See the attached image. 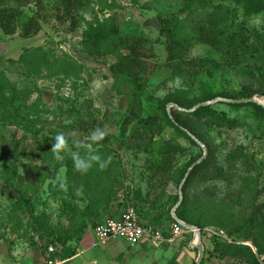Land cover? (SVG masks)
Returning <instances> with one entry per match:
<instances>
[{
    "label": "rangeland",
    "instance_id": "obj_1",
    "mask_svg": "<svg viewBox=\"0 0 264 264\" xmlns=\"http://www.w3.org/2000/svg\"><path fill=\"white\" fill-rule=\"evenodd\" d=\"M58 1L43 0L41 2L42 10H40L41 7L37 5L36 0H6V6L19 8L23 14L16 34L7 35L0 28V72L3 71L19 87L31 88L33 92L28 97V104L34 105L37 102L39 107L36 116L40 122L34 125L35 128L31 131L33 134L28 132L27 139L22 140L20 152L17 155L8 156V162L0 165V237L17 236L29 243L40 242L45 244L52 240L47 231H36V217L47 212L55 228L63 229L67 227L68 216L72 213L73 207L77 206L76 203L79 202L82 205L78 199L79 194L72 195L66 184V167L62 165L55 167L57 164L60 165V162H49L53 164L48 166L47 181L44 185L35 182L36 175L33 167H44L46 163L42 159L40 149L52 144L50 129L68 130V135L73 137L74 141L69 142V144L84 145L89 142L90 134L94 130L82 132L79 124H77V118L85 117L87 120H97V124L101 127L99 129L105 130L111 137L109 145L119 154L126 172V186L119 195L120 201L125 199L123 208L135 206L131 201L134 189L140 187L143 193L148 190L147 182L144 181L143 176L146 178V168L151 164L152 156L144 151L130 150L123 146L124 137L121 135L123 119L121 118L129 109V100L126 93H117L113 88L114 78L111 66L117 58L113 54L89 55L81 45L83 31L90 24L95 23L97 19L103 20L111 14L118 13L117 16L125 33H136L153 42L154 51L148 57L153 73L148 77L143 95L146 116L162 114L163 105L159 101L164 99H174L185 104H193L203 100L208 95L205 87L238 93L243 90L254 92L264 86V78L261 81L249 76L240 78L234 71L233 57L228 60L225 52L217 51L201 42H196L187 53L179 50L170 51L167 36L162 32L164 26L162 19L172 20L176 16L182 18L184 16L181 12L184 7V0H90V4L80 12L82 20L76 30H71L70 22H62L57 18L56 6ZM215 1L220 2V0ZM37 11H40L39 15L43 17L40 19L42 30L33 37H24L22 24L29 17L37 14ZM199 11L195 16L196 21L203 19L201 15L203 10ZM235 15L238 19H244L251 28L264 29L263 15L243 16L240 9L235 11ZM35 47H43L46 51H51L61 63L67 62L69 64L68 69H71L70 72L68 70L70 75L67 76L66 72L58 74L43 69L38 77L34 73L27 77L25 74L26 67L18 60L25 49ZM251 57L254 56L249 53L245 59ZM189 59L195 60L204 68L207 67L206 71L212 70L211 74L205 73V71L198 77L196 83L187 82L182 75L185 69L183 64ZM40 97L42 99L38 102ZM253 98L258 101L256 104L264 107V95L255 93ZM226 100L228 101L227 98L218 97L205 103L209 102L217 109L220 108L237 115L239 123L236 128L232 130L220 129L208 119H202L201 123L200 121L195 122L194 127L191 125L196 129L200 124L196 131L202 139L188 129L186 132L190 138H197L206 147L208 154L212 150L216 156L218 155L220 163H225L227 153L241 148L249 156L250 171L257 178L258 188L262 189L264 187V116L261 117L251 106L236 111L228 105L216 104ZM175 105L180 107L176 102H169L166 103L165 109L171 114L172 109L177 108ZM195 107L190 110L182 107L177 109L190 112L195 110ZM70 111H73L74 114H68ZM28 125L32 127L31 123ZM19 136H22L21 131L18 132ZM164 136L183 147V150L176 157L175 167L178 170L187 168L188 172L194 163L204 157L205 149L201 145V149L194 146L189 138L173 128L167 127L164 130ZM54 163L57 164L54 165ZM235 163L234 170L230 174L232 181L229 185L231 187L226 190L228 181L222 180L217 190L220 199H226V203L230 202L228 203L229 206H225L224 213L226 223L230 222V224L236 220L242 223L249 213L247 210L249 203L247 192L236 200H228L226 197L237 194L238 192L235 190L238 184L242 182L241 178L249 174L243 160L238 159ZM27 179L33 180L40 191L35 199H30L29 202L24 203L23 210L15 209L14 203L21 197L16 188H22ZM54 181L56 182L54 183ZM60 183H64L63 188L60 187ZM50 184L52 186H49ZM180 185L177 186L176 183L170 182L160 188L157 196L159 206L154 205V209L152 208V219L139 215L143 223H149V225L169 233L168 236L166 235L167 237L171 234L174 222L165 225V221L169 220L170 215L174 218L173 210L177 205L172 206L170 197L176 194L180 196ZM127 187L131 189V192L129 190L124 191ZM229 192L231 194H228ZM210 212L213 219H221V217H216L218 215L216 209L211 208ZM93 229L94 227H89L83 235V237L86 235V241H91L92 236L96 241ZM227 235L228 231L225 228L214 225L206 227L203 235L206 244L203 264H235L236 261L220 259L213 252L214 245L211 238L218 236L231 241L233 237L228 235L229 238ZM184 236L183 241L187 244L195 240L191 233ZM234 237L238 241L253 246L251 241L243 240L244 236L241 233L234 235ZM146 246V250L136 254L133 252L134 250L128 249L124 240L117 239L109 242L106 246L102 245L93 249L102 254L101 263L150 264L158 253H161L163 264H176L179 258L178 256L175 259L176 249L172 247L173 245L162 244L159 249ZM197 260L198 254L192 259L191 264H196Z\"/></svg>",
    "mask_w": 264,
    "mask_h": 264
},
{
    "label": "trees",
    "instance_id": "obj_2",
    "mask_svg": "<svg viewBox=\"0 0 264 264\" xmlns=\"http://www.w3.org/2000/svg\"><path fill=\"white\" fill-rule=\"evenodd\" d=\"M42 1L36 0L37 5L41 7L40 10H42ZM5 2L6 0H0V28L7 35H14L18 30L23 12L19 8L6 6ZM89 2L90 0H59L56 6L57 18L62 22H70L71 30H76L82 20L80 12L90 4ZM215 2V0H184V7L181 11L184 15L182 18L176 16L172 20L162 19L164 23L162 32L167 36L170 51L179 50L187 53L196 42H201L217 51L225 52L228 60L233 57L235 63L233 68L240 78L249 76L259 81L263 80L264 29L251 28L244 19L241 20L236 17L235 11L240 9L243 16H264V0H220V2ZM199 10L204 11H201L203 19L196 21L195 16L200 12ZM39 14L40 11H37V14L29 17L22 24L24 37H33L42 30L40 19L43 17ZM117 15L118 13H114L103 20L97 19L95 23L90 24L83 31L81 45L89 55L113 54L117 58L111 66L114 78L113 88L117 93H126L129 100V109L121 118L123 119L121 123V135L124 137L123 146L130 150L144 151L153 158L149 167L146 168V178L143 176L144 181L147 182L148 190L143 193L140 187L134 189L131 201L135 204L134 207L138 215L152 219V208L154 209V205L159 206L157 196L160 188L170 182L179 186L187 173V168L178 170L175 167L177 154L183 150V147L166 138L164 130L167 127L173 128L189 138L194 146L200 148V144L195 139L190 138L186 132L188 129L201 138L196 131L200 124L195 129L193 128L195 122L200 121L201 123L202 119H208L220 129L231 130L236 128L239 123L237 115L220 108L217 109L212 104L199 106L190 112L173 108L170 114L165 109L166 103L176 102L180 107L190 110L200 103L218 97L240 100L253 98L255 93H260L263 96L264 86L254 92L243 90L238 93L205 87L208 95L203 100L193 104H185L174 99H164L159 101L163 105L162 114L146 116L143 95L148 77L153 73L148 57L153 54L154 45L144 36L136 33H125ZM249 53L254 57L245 59ZM18 62L26 67L25 74L27 77L32 76V73L38 77L43 69L58 74L66 72L67 76L70 75L69 64L59 62L51 51H46L43 47L25 49ZM183 66L185 69L182 76L190 84L196 83L198 77L204 74L207 68L192 59L186 60ZM211 72L212 70H209L205 73L211 74ZM32 92L31 88L19 87L3 71L0 72V165L8 162V156L17 155L20 152L22 140L27 139V133H31L35 128L34 125L40 122L36 116L39 109L38 103L33 105L28 104L27 101ZM41 99L42 97L39 98L38 102ZM216 104L228 105L236 111L251 106L261 117L264 116V107L255 102L232 103L226 100ZM65 114L67 115V113ZM68 114H74V112L70 111ZM77 119V124H79L82 132L101 128L95 119L87 120L85 117ZM28 123H31L32 127ZM50 130L52 144L40 149L42 159L46 163L44 167H33L36 175L35 182H39L41 185L46 183L48 166L53 164L49 162L56 161L51 152L56 134L63 133L65 135L71 151H80L82 155L88 154L87 150L78 149L76 145L69 144V142L74 141L73 137L68 135V130L58 128ZM19 131L22 132V136L18 137ZM110 139L111 137L107 134L90 150L91 154L99 155L102 160L111 157V163L103 170L99 168L96 162H93V166L87 172L76 171L70 155H65L63 161H57L60 162V165L54 163V165L57 164L55 167L61 165L66 167V184L72 195L79 194L78 199L83 206L79 202L76 203L77 206L73 207L72 213L68 216V225L63 229L55 228L47 212L36 217L35 229L37 232L47 231L52 237L50 243L47 244L61 245L62 253L65 256L75 254V249H71L68 244L72 241L80 242L89 227L95 228L99 222L115 217L125 209L123 208L125 199L120 201L119 195L126 186V172L119 154L109 145ZM237 154L239 155L237 156ZM248 158L249 156L241 148H238L227 153L225 163H220L218 155L216 156L210 150L207 158L191 171L184 184L183 201L176 214L180 220L197 226L201 230L202 236L209 225L227 229L228 235L233 237L231 241L218 236L211 238L214 245L213 252L217 254L218 258L232 259L236 261L235 264H264V187L258 188L257 178L250 171V158ZM238 159L243 160L249 174L241 178L242 182L238 184L235 190L238 193L226 197L228 200H236L247 192L249 195L247 206L249 213L242 223L236 220L230 224V222L226 223L224 215L225 206H229L228 203L230 202L226 203V199H220L217 190L222 180L228 181L226 190L231 187L229 185L232 181L230 174L236 165L235 161ZM20 177L22 178V176ZM35 182L27 179L22 188H16L21 197L14 203L15 209L23 210L24 203L29 202L30 199H35L38 195L40 189L35 185ZM126 190L131 192L129 187L125 188L124 191ZM170 199L172 206H174L178 204L180 196L176 194ZM211 208L217 210L218 215L216 217H221V219L212 218ZM167 221H165V225L169 222H177L172 215ZM238 233L244 236V241H251L253 246L238 241L234 237ZM163 234L168 236L169 233L164 232Z\"/></svg>",
    "mask_w": 264,
    "mask_h": 264
},
{
    "label": "crops",
    "instance_id": "obj_3",
    "mask_svg": "<svg viewBox=\"0 0 264 264\" xmlns=\"http://www.w3.org/2000/svg\"><path fill=\"white\" fill-rule=\"evenodd\" d=\"M130 207V206H129ZM134 207V206H133ZM128 208V207H127ZM127 208L123 209L119 212L122 213ZM118 214V215H119ZM140 220H142L140 218ZM143 222V221H142ZM145 223V222H144ZM147 224V223H145ZM149 225V223H148ZM95 229V228H94ZM93 229V233H94ZM185 233L176 238L174 241H165L163 243H155L150 239H144L139 244L130 245L127 243L128 249L134 250V253H142L146 245H149L150 248L153 247L155 249H159L163 245L172 246L176 249V257L179 258L176 261V264H191L192 259L198 254L199 250L197 248L198 245V236L195 231L185 229ZM164 233V232H163ZM187 233H191L193 235L194 241L186 242L183 241L184 235ZM95 234V233H94ZM166 239L171 237H167L163 234ZM85 239V240H84ZM117 240V239H116ZM201 240L203 243V247L206 250L205 239L201 234ZM115 240H111L112 242ZM95 240L93 236L91 237V241H86V235L80 240V242L72 241L68 244L71 249H75V254L71 256H65L62 253V247L59 244H43L38 242L29 243L27 241H23L19 239L17 236H7L0 237V264H48L49 261H55V264H115L112 262L109 263H101L102 254L99 251H94L96 247L106 246L109 242L105 244L95 245ZM186 243V244H185ZM50 248H55L53 251H50ZM146 250V249H145ZM158 253V252H157ZM91 254V255H89ZM164 256V255H163ZM161 253H158L157 256L150 262V264H163ZM135 264V263H129Z\"/></svg>",
    "mask_w": 264,
    "mask_h": 264
},
{
    "label": "built area",
    "instance_id": "obj_4",
    "mask_svg": "<svg viewBox=\"0 0 264 264\" xmlns=\"http://www.w3.org/2000/svg\"><path fill=\"white\" fill-rule=\"evenodd\" d=\"M186 228L180 223L173 224L171 237L166 239L163 232L151 225L143 223L135 207L130 206L119 215L103 220L94 229L96 236L95 245L105 244L111 240L122 239L130 245L139 244L144 239H150L155 243L174 241L185 233ZM54 248H50L53 251ZM55 262V261H54ZM49 261L48 264H55Z\"/></svg>",
    "mask_w": 264,
    "mask_h": 264
},
{
    "label": "clouds",
    "instance_id": "obj_5",
    "mask_svg": "<svg viewBox=\"0 0 264 264\" xmlns=\"http://www.w3.org/2000/svg\"><path fill=\"white\" fill-rule=\"evenodd\" d=\"M107 132L105 130L96 129L94 130L89 137V142L84 145H76V147L83 148L87 150L86 155H82L80 151H71L68 145V141L63 133H58L55 135L54 144L52 148L53 158L56 161H63L65 155H70L74 168L76 171L87 172L93 166V162H96L99 165L101 170L105 169L111 163V157L107 159H101L99 155L91 154L90 150L93 148V145L102 141ZM59 178L57 177V180ZM56 181H54L55 183ZM63 183H60V187L63 188Z\"/></svg>",
    "mask_w": 264,
    "mask_h": 264
},
{
    "label": "water",
    "instance_id": "obj_6",
    "mask_svg": "<svg viewBox=\"0 0 264 264\" xmlns=\"http://www.w3.org/2000/svg\"><path fill=\"white\" fill-rule=\"evenodd\" d=\"M228 101L229 102H232V103H254V102L257 103L258 102L255 98L240 99V100H228ZM208 104H210V103L209 102L208 103H202V104H199L197 107L202 106V105H208ZM175 107L180 108L177 105H175ZM197 107H195V108H197ZM195 140L205 149V154H204V157L202 159H200L199 161H197L196 163H194L191 166V168L188 170V172L186 173V175L184 177V180L182 181V183L180 185V200H179L178 204L175 206V208L173 210V216L176 219V221L180 222L186 229L195 231L196 235L198 236V245H197V248L199 250V256H198V260H197L196 264H202V262H203V260L205 258V249L203 247V243H202V240H201V230L197 226L188 224V223L180 220L178 218V216L176 215V211H177V209L179 208V206L181 205V203L183 201V186H184V184L186 183V181H187V179H188L191 171L198 164H200L205 158H207V155H208V151H207L206 147L203 146L202 143L199 140H197V138H195Z\"/></svg>",
    "mask_w": 264,
    "mask_h": 264
}]
</instances>
